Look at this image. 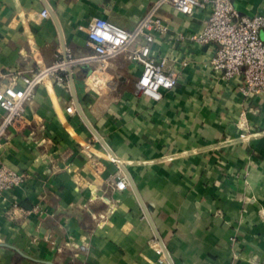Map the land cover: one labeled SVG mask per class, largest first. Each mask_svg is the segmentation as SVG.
Listing matches in <instances>:
<instances>
[{"label": "crops", "instance_id": "obj_1", "mask_svg": "<svg viewBox=\"0 0 264 264\" xmlns=\"http://www.w3.org/2000/svg\"><path fill=\"white\" fill-rule=\"evenodd\" d=\"M152 1L0 0V73L48 65L62 43L92 54V17L131 29ZM161 13L152 49L177 83L160 100L137 90L141 67L122 54L79 64L69 89L45 80L7 129L0 163L28 176L0 193V264H264V95L244 96L208 65L213 45L180 37L203 12Z\"/></svg>", "mask_w": 264, "mask_h": 264}, {"label": "built area", "instance_id": "obj_2", "mask_svg": "<svg viewBox=\"0 0 264 264\" xmlns=\"http://www.w3.org/2000/svg\"><path fill=\"white\" fill-rule=\"evenodd\" d=\"M171 6L180 13L191 15L195 11L204 13V25L197 33L180 34V37L199 44H211L213 55L208 65L225 80L236 81L244 96L264 95V11L254 15L241 14L234 0H153L149 8L131 29L102 17L94 16L81 27L87 37V44L93 53L75 56L70 46L60 44L53 61L38 66L27 73L8 71L0 73L7 82L0 85V141L10 126L24 118L26 104L35 96L36 88L45 80L51 79L63 88L69 89L75 68L84 62L99 61L105 64L109 59L125 55L140 65L136 82L137 90L153 101H158L167 90L177 83L174 72L165 71V60L155 57L152 44L156 35H164L168 30L166 19L161 10ZM42 17H49L48 9L40 11ZM189 63L188 58L181 60L182 65ZM74 110L73 103L66 106L67 112ZM117 164L118 175L113 190L121 191L128 185L127 178L120 168L119 159L111 157ZM28 173L18 171L0 163V193L10 191L26 181ZM157 252L162 256L159 247ZM65 264H74L68 261ZM208 264V263H201Z\"/></svg>", "mask_w": 264, "mask_h": 264}]
</instances>
